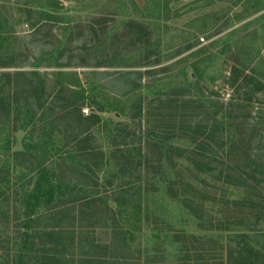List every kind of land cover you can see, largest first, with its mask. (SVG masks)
<instances>
[{
  "label": "rangeland",
  "instance_id": "obj_1",
  "mask_svg": "<svg viewBox=\"0 0 264 264\" xmlns=\"http://www.w3.org/2000/svg\"><path fill=\"white\" fill-rule=\"evenodd\" d=\"M128 21L142 23L149 30V42L141 48L134 46L132 51L129 39L119 35ZM78 36L88 42L76 40ZM70 37L74 39L71 43ZM0 46L18 57L0 71H38L47 88L60 74L61 83L77 85L76 90L80 88L84 96L93 99L87 101L82 114L101 117L93 134L107 162L89 195L107 201L116 211V221L141 242L143 264H178L180 259L197 254L213 255L216 264H222L230 254L238 256L241 240L255 249L250 253L252 264H264V199L258 209L231 202L225 210L226 202L242 195V188L236 186L239 182L217 172L197 170L187 160L177 159L174 150L167 153L174 145L189 148L191 144L184 139L164 143L160 162L155 161L160 155L156 151L150 155L153 162L147 164L144 119L130 118L140 99L144 106L152 100H165L164 94H172L171 100L176 93L209 98L226 106L234 93L226 78L236 66L241 78L244 72L252 73L263 82L262 91L254 92L244 112L249 114L248 122L259 126L264 135L258 119L264 114V0H0ZM119 47L129 49L125 53L119 50L113 62L122 67L77 66L80 56L104 61L103 57L113 56ZM63 49L68 52L62 62L57 58ZM67 55L74 56L71 66L56 65L66 62ZM119 73L124 75L117 76ZM247 89L237 97L245 99ZM14 101H10V123L0 125V168L12 163L14 152L31 143L27 121L15 119ZM117 122L135 132L125 142L133 163L140 165L138 170L119 172L110 158L109 129ZM17 126L24 129L16 131ZM256 146L251 145V151L248 143L241 141L233 157L242 160L248 150L260 161L258 169L264 171V141L261 150L254 151ZM52 150L56 152L57 147ZM30 151L39 153L33 146ZM5 172L1 175L6 176ZM17 173L10 170L11 182ZM260 186L264 194V182ZM13 204L11 199L9 219L0 215V222H13ZM75 222L87 225L90 221ZM228 226L245 237L222 231ZM6 232L0 230V247L2 242L12 245V234ZM89 240L106 245L110 234L107 228L95 229Z\"/></svg>",
  "mask_w": 264,
  "mask_h": 264
},
{
  "label": "trees",
  "instance_id": "obj_2",
  "mask_svg": "<svg viewBox=\"0 0 264 264\" xmlns=\"http://www.w3.org/2000/svg\"><path fill=\"white\" fill-rule=\"evenodd\" d=\"M88 30L94 31L92 28ZM122 32L119 35L129 39L131 51L134 46L141 48L149 42V30L142 23L128 21ZM70 38L69 43L74 40ZM76 40L84 44L88 42L87 38L79 36ZM1 48L0 68H3L18 57ZM119 50L122 53L129 51L119 47L113 56L103 57L104 61L80 56L77 66L122 67V64H113L119 57ZM67 52L63 49L57 59L61 61ZM67 59L64 63L63 60L56 62V65L71 66L74 56L67 55ZM241 74L233 66L226 78L234 92L226 106L214 104L209 98L204 100L176 93V98L171 100L172 94H164L165 100H152L144 106H141L140 99L130 116L132 119L140 118V121L144 119V138L149 147L145 153L147 164L153 162L150 155L156 151L160 155L155 161L160 162V149L164 143L184 139L191 144L189 148L174 145L168 148L167 153L174 150L177 159L187 160L197 170L206 174L217 172L224 179L238 181L236 186L242 188V195L235 201L226 202L225 210H229L228 203L231 202L258 209L264 199L260 186L264 182V171L258 169L260 161L256 156L252 158L248 150L242 160L235 161L233 157L239 142L246 141L251 151V145L257 144L254 151H258L264 141L259 126L250 124L249 114L244 112L254 92L262 91L263 82L252 73L244 72L243 78ZM55 77L54 84L47 88L46 80L38 71H0V125L10 123V101L15 99V119L26 120L25 126L31 128V143L14 152L12 163L0 168V215L5 219H9V202L11 199L14 201L13 222H0V230H7L13 240L10 246L8 242L6 245L2 242L0 264H143L141 242L136 241L134 234L122 222L116 221V211L107 206V201L89 195L97 187L98 174L107 162L93 134V129L102 123L101 117L97 113L82 114L87 101L92 102L93 99L84 96L80 88L76 90L77 85L61 83L58 79L60 74ZM246 88H249L244 90L246 98H238L237 95ZM98 110L102 108L99 106ZM258 119L264 128V114H259ZM14 129L18 131L24 127ZM109 130L112 132L108 136L110 158L119 167V172L138 170L140 165L133 163L134 157L126 152L129 144L125 142L135 132L122 122L111 123ZM32 146L39 149L38 155L30 151ZM53 146L57 147L56 152H52ZM11 169L19 172L12 182L9 177ZM2 172L6 176H2ZM78 219L90 222L83 225L75 222ZM99 228H107L110 234V242L106 245L89 240L94 230ZM234 229L228 226L222 231H228L231 236L245 237ZM237 247L238 256L230 254L222 264H252L250 253L254 252V247L242 240ZM216 259L213 255L197 254L193 258L180 259L178 264H216ZM147 264L159 263L147 261Z\"/></svg>",
  "mask_w": 264,
  "mask_h": 264
}]
</instances>
